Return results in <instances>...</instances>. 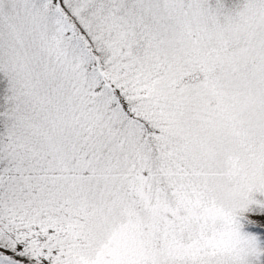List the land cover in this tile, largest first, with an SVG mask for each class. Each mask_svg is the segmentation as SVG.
I'll use <instances>...</instances> for the list:
<instances>
[{
  "label": "snow or ice",
  "instance_id": "6c2138e0",
  "mask_svg": "<svg viewBox=\"0 0 264 264\" xmlns=\"http://www.w3.org/2000/svg\"><path fill=\"white\" fill-rule=\"evenodd\" d=\"M0 264H264V0H0Z\"/></svg>",
  "mask_w": 264,
  "mask_h": 264
},
{
  "label": "rangeland",
  "instance_id": "374dc122",
  "mask_svg": "<svg viewBox=\"0 0 264 264\" xmlns=\"http://www.w3.org/2000/svg\"><path fill=\"white\" fill-rule=\"evenodd\" d=\"M240 2H241V0H232L229 3H226V5L229 7H234L236 4H238Z\"/></svg>",
  "mask_w": 264,
  "mask_h": 264
},
{
  "label": "trees",
  "instance_id": "16d2710c",
  "mask_svg": "<svg viewBox=\"0 0 264 264\" xmlns=\"http://www.w3.org/2000/svg\"><path fill=\"white\" fill-rule=\"evenodd\" d=\"M230 1H232V0H225V3H229Z\"/></svg>",
  "mask_w": 264,
  "mask_h": 264
}]
</instances>
